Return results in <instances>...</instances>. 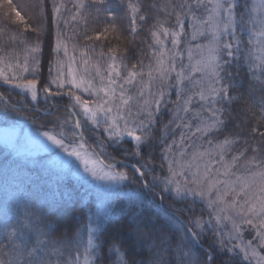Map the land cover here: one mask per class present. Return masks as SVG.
Listing matches in <instances>:
<instances>
[{"label": "snow or ice", "instance_id": "obj_1", "mask_svg": "<svg viewBox=\"0 0 264 264\" xmlns=\"http://www.w3.org/2000/svg\"><path fill=\"white\" fill-rule=\"evenodd\" d=\"M73 3L76 12L72 20L79 17L86 22L87 15L93 12L95 18L103 14L107 20L104 32L117 31L116 20L120 12L129 19L132 35L148 28L152 42L148 44L150 60L147 66L141 59L130 69L123 60L118 67L116 49H109L111 63L106 69L102 71L99 63L93 64L94 77L82 76L77 80L73 75L71 80L72 88L81 92L94 96L102 93L100 101L83 99L71 88L63 93L74 101L69 105L71 109L83 110L93 130L103 123L107 144L100 146H110L117 155L135 159V164L119 166L131 167L139 176L130 177L126 171H117L116 158L111 155L113 163L98 168V161L84 151L83 133L75 132L82 127L79 119L69 129L72 138L68 143L65 138H57L48 131L42 135L57 149L79 160L84 171L96 180L127 181L129 184L144 180L146 172L142 169L155 172L152 162L157 157L151 155L153 147L161 150L159 158L167 162L169 175H154L151 183L144 181L140 185L136 194L145 199L139 201L138 222L132 224L134 239L131 241L120 240L118 236L110 241L103 230L104 219L98 215L88 217L84 244L81 237L67 229L47 230L48 221L33 219L30 213L26 221L7 232L2 253L9 259L0 260V264H81V258L83 264H103L106 259L111 264H149L148 259H138L142 253L136 251L148 241L153 242L157 255L151 264H264V131L260 130L264 125V0H165L163 4H144L142 0H73ZM7 5L9 13L5 22L11 21L14 14L24 24V29L17 27L16 35L11 37L14 43L18 40L23 45V62L16 57V63L8 67L29 72L31 61L35 74L40 66L41 45L45 37L49 42L52 39L50 26L62 18L63 0H52L51 12L40 17L36 26L30 21L25 23L22 3L7 0ZM63 22L68 23L67 20ZM56 27L52 52L58 57L63 51L65 57L74 61V57H69L59 23ZM29 28L31 40L25 36ZM101 35L103 33L97 34L95 39L99 40ZM86 39L93 37L86 35ZM198 40L203 42L193 43ZM81 56L84 71L89 74L88 54L81 52ZM2 60L0 57V62ZM56 67L57 75L50 83L63 88L64 83L60 80L64 75L60 71L63 62L57 61ZM121 67L126 71L122 72ZM245 67L249 77L247 97L239 91L243 81L236 78ZM0 77L5 84L30 94L31 101L38 99L36 79L21 78L16 73L7 76L3 70H0ZM96 77L101 82L100 87L94 84ZM43 93L45 100L62 95L52 92L48 86L43 87ZM173 94L176 96L175 107L169 108ZM242 100L251 103L244 112L245 115L250 112L255 121L249 132L251 142L228 131L234 106ZM90 103H95V107ZM166 113H170L171 119L163 125L161 132L157 125L163 123L160 118ZM64 123L67 124V120ZM173 126L178 133L172 131ZM61 136L64 137V133ZM257 136L259 140H256ZM129 141L132 147L121 153L122 145ZM145 149L149 152L145 153ZM63 162L72 166L71 160ZM178 175L188 178L183 182L172 179ZM160 183L164 184L162 192L174 193L181 201L191 196L193 203L196 199L204 202L209 209V218L204 220L202 214L186 222L162 205H157L153 213L151 201L146 197L147 193L155 194ZM246 231L248 239L245 238ZM205 232L211 233L210 239L205 237ZM105 244H108L107 255ZM165 254L168 260L163 258ZM53 255L57 256L55 261L51 259Z\"/></svg>", "mask_w": 264, "mask_h": 264}, {"label": "trees", "instance_id": "obj_2", "mask_svg": "<svg viewBox=\"0 0 264 264\" xmlns=\"http://www.w3.org/2000/svg\"><path fill=\"white\" fill-rule=\"evenodd\" d=\"M14 2L24 5L21 14L25 16V23L30 21L32 26H36L39 18L47 16L52 10V0H14ZM154 2L163 4L165 0H142L144 4ZM63 3L65 7L61 10L62 18L50 26L51 42L45 37V41L41 45L42 53L40 54L38 71L33 74L32 68L35 66L30 61L29 72H22L18 75L21 78L36 79L38 81V99L31 101L30 94H23L22 90L14 89L10 84H5L3 78L0 77V127H17L20 130L31 129L37 132L48 131L57 135L58 138H65V143H68V140L72 138L69 129L74 124L73 116L68 108H70V103H74V101H70L68 96L63 95V93L71 88L83 99L90 102H98L100 98L72 88V84L70 85L66 78L63 81V88H58L56 84L50 83L57 75V61H62L63 65H66V61L69 60L68 57L64 56L63 51L58 57L52 52L57 31L56 23H59L60 30L64 33L69 57H74L78 69H84L81 52H86L89 57V72L93 75V64L99 63L103 71L107 68V64L111 63L108 59L109 49H116V64L118 67H120V62L123 60V63L130 69L132 64H136L141 59H143L144 65L147 66L150 60L148 44L152 41L147 27L132 35L129 28V19L123 12L119 13L116 20L117 31L104 32L107 20L103 14L99 18H95L94 12L92 15L84 13V15H87L86 22L79 17L72 20L71 17L76 12L73 0H63ZM8 13L7 0H0V57H3L0 63L5 64L6 67L9 64L14 65L16 57L19 58L21 63L24 59L23 45L19 44L18 40L14 43L11 39L12 36L16 35L17 27L23 30L24 24H21L14 14H12L11 21L5 22V16ZM64 20H67L68 23L65 24ZM30 32L31 29L29 28L28 32L25 33L29 40L32 39V36L29 35ZM99 33H103V35L97 40L95 37ZM86 35L92 36L93 39H86ZM102 52L104 53L103 56H101ZM50 64L52 66L51 74L49 73ZM61 71L66 75L67 69L65 66ZM121 71L125 72L126 70L121 67ZM145 71H147V67H145ZM236 78L243 81V87L239 91L247 97L249 79L247 67ZM44 86H48L52 92H60L62 95L52 96L45 100ZM1 96L7 98L8 102H5ZM90 106H95V103H90ZM234 107L233 121L228 130L229 134H237L239 137L248 139L251 142L249 132L255 121L251 119L250 112L248 115H245L244 112L246 107H251V103L242 100ZM42 111H47L48 114L42 113ZM73 111L76 112L78 119L81 121V131L86 139L85 145L97 150L105 162H113L110 159L111 155L115 156V161L136 163L135 159L130 156L117 155L110 146L102 148L100 144H107V134L103 133V123L93 130L91 121L84 118L81 108H76ZM160 119L163 123L158 124L157 129L162 132L163 125L168 120L167 113ZM65 120H67V124L64 123ZM59 125H64V127L62 128ZM260 130L264 131V125L260 126ZM75 132L79 134L77 129H75ZM61 133H64V137L61 136ZM127 139L125 138V140ZM259 139L257 136L256 140ZM131 147L130 141L124 143L121 153L123 149H130ZM148 152L149 149H145V153ZM151 155L157 157L152 162L155 172L142 169L146 172L144 181L148 183L152 182L154 175L157 177L162 175L167 177L169 175L167 162L159 158L161 150L153 147ZM47 158L48 155L46 154L23 158L18 154L15 147L0 142V260L9 259L8 256L2 253V249L7 243L5 239L7 232H12L18 223L26 221L30 213L33 219H46L48 221L47 230L57 227L60 231L67 229L70 233L81 237L84 244L87 241L86 226L89 223L88 217L90 214L98 215L104 219L103 230L107 232V238L110 241L114 236L126 241L134 239L132 224L134 221L138 222L139 201L145 199L136 194L140 191L141 180L134 184H129L126 181L120 187L106 189L101 185H96L92 181L93 179L77 174L73 171V167L59 168L49 164ZM162 164L163 169L161 168ZM116 170L126 171L130 177H138L131 167L118 165ZM163 187L164 184L160 183V186L155 189V194L147 193L146 199L151 201L153 213L158 203H161L164 209L175 212L177 216H180L186 222L189 218L199 217L202 214L204 220L209 218L207 215L209 209L202 201L196 199L193 203L192 197H187V200L181 201L174 197V193L162 192ZM129 189H135L136 192ZM169 205H172V207L169 208ZM160 215L163 216L164 213H160ZM53 217L55 218L54 222ZM5 228L7 231H5ZM205 237L210 239L211 233L205 232ZM115 242L119 244V240ZM152 244V241H148L142 248L137 247L136 251L142 253L138 259H148L149 264H151V260L157 258ZM205 247H207V243H205ZM121 248L123 250V246ZM107 251L108 244H105V255H107ZM81 252H83V248H81ZM163 258L165 260L169 259L167 254ZM51 259L55 261L57 256L53 255ZM112 259L114 260L115 257ZM81 264H83L82 258ZM103 264H111V262L106 259Z\"/></svg>", "mask_w": 264, "mask_h": 264}, {"label": "rangeland", "instance_id": "obj_3", "mask_svg": "<svg viewBox=\"0 0 264 264\" xmlns=\"http://www.w3.org/2000/svg\"><path fill=\"white\" fill-rule=\"evenodd\" d=\"M187 31L190 33L191 29L188 28ZM196 42H203V41L198 40V41H195L193 43H196ZM185 63H187V56L186 55H185ZM64 66L67 69V72H66V75L60 77V80H62V82H63V81H65L64 78H66V80L69 81L70 85H71V80H72L73 75H75L77 77V80H79L80 77H82V76H84L86 78L94 77V75L90 74V72H89V74H86L83 68L78 69V65L76 64V60H74V61L68 60V61H66V65H64ZM69 68L71 69V74H69ZM0 70H3V72L7 76H12L13 73H16V75H19L20 73H22L21 69H19V68L14 69L13 67L12 68L6 67L5 64H3V63H0ZM60 71H61V69H60ZM105 76H106V72H105ZM94 84L96 87L101 86V82H100L98 77H96L94 79ZM126 87H128V86H126ZM97 97L100 98L99 99V101H100L103 98V94L101 93ZM170 99L173 103L169 105V108H174L175 107L174 102L176 101L175 94H173ZM92 107H95V106H92ZM113 115H115V110L113 112ZM167 118H168V120H167V123H168V121L171 119L170 113H167ZM172 131L176 132V133L179 132V130L176 129L174 126L172 127ZM42 133L43 132H37V131L31 130V129L20 130L17 127H0V142L5 143L7 145H10L12 147H15L18 154L21 155L23 158L36 157L39 155L46 154V155H48V158H47L48 163L53 164L59 168H67L68 166H66L63 161L64 160H71L72 161L71 167L74 168L73 169L74 172H77V174L85 175V176L89 177L91 180L93 179L92 181L94 183H96V185H101L102 187H104L106 189H115L117 187L122 186L126 182V181H124V182H120V183H110L108 181L94 179L89 173H86L84 171V166L79 160H77L75 157H69L67 155V153L63 152L60 149H57L54 145L51 144L50 141H48L46 139V137H44L42 135ZM169 140H171V137H169ZM197 143L200 144V143H203V141H197ZM44 144L48 145V147L47 148L43 147ZM72 146H76V145H72ZM84 151L91 154V159L98 161V163H97L98 168L104 167V165L102 163H99V159L97 158V156L95 154V151H97V150H95L94 148L91 149L85 145ZM171 158L172 157H170V159ZM177 170H179L178 167H177ZM186 178H188V177L179 176V175L176 177H172V179L179 180L181 182H183ZM189 197H191V196H189ZM245 238L246 239L250 238L247 236V231L245 232ZM262 254H264V253H262Z\"/></svg>", "mask_w": 264, "mask_h": 264}, {"label": "water", "instance_id": "obj_4", "mask_svg": "<svg viewBox=\"0 0 264 264\" xmlns=\"http://www.w3.org/2000/svg\"><path fill=\"white\" fill-rule=\"evenodd\" d=\"M5 101H7L5 98H3ZM116 164H118V163H116ZM124 164H128V163H126V162H124Z\"/></svg>", "mask_w": 264, "mask_h": 264}]
</instances>
